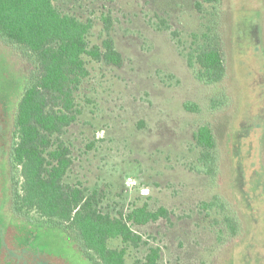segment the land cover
Wrapping results in <instances>:
<instances>
[{
  "label": "rangeland",
  "instance_id": "obj_1",
  "mask_svg": "<svg viewBox=\"0 0 264 264\" xmlns=\"http://www.w3.org/2000/svg\"><path fill=\"white\" fill-rule=\"evenodd\" d=\"M196 1L56 0L93 20L91 45L101 44L110 14L124 57L116 66L85 56L90 75L76 93L82 113L61 135L73 158L66 181L96 191L112 215L144 203L168 209L132 225L149 245L130 248L129 263L159 246L161 264H264V171H255L264 169V0H221L202 12ZM207 28L219 33L227 68L213 84L198 80L182 54ZM32 68L21 49L0 40V264H95L71 230L12 204L11 187L22 192L23 178L18 166L11 175L9 148ZM187 101L201 111L187 110ZM203 124L218 142L215 177L198 171L193 133ZM215 197L225 209L204 207ZM226 216L239 221L240 236L227 235Z\"/></svg>",
  "mask_w": 264,
  "mask_h": 264
},
{
  "label": "trees",
  "instance_id": "obj_2",
  "mask_svg": "<svg viewBox=\"0 0 264 264\" xmlns=\"http://www.w3.org/2000/svg\"><path fill=\"white\" fill-rule=\"evenodd\" d=\"M220 1L197 0L195 4L202 12L205 4L216 8ZM102 19L105 37L101 44L91 45L93 20L65 12L56 0H0V40L21 49L33 66L17 104L9 148L11 175L12 167L18 166L23 178L22 192L15 185L11 187L12 204L19 210L35 209L47 222L71 230L95 264H161L159 246H147L144 257L135 258L132 263L127 256L130 248L149 245L132 225H146L167 217V208L151 209L144 203L129 212L112 215L101 209L96 191L87 193L80 184L66 181L73 158L61 135L82 113L76 93L90 75L85 56L116 66L124 63L110 36V14ZM182 54L201 82L213 84L225 79L223 42L213 28L194 32L190 49H182ZM184 106L189 111H201L192 101ZM193 138L200 149L198 171L215 177L219 157L212 127L200 125ZM203 205L208 209L226 207L218 197ZM225 218L227 235L240 236L236 217ZM114 240H120L122 245H111Z\"/></svg>",
  "mask_w": 264,
  "mask_h": 264
}]
</instances>
